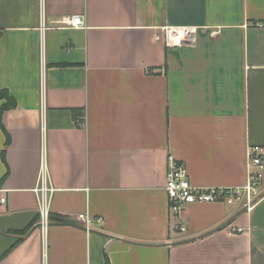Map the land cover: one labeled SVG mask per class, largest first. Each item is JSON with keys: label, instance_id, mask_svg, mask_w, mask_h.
<instances>
[{"label": "crops", "instance_id": "crops-1", "mask_svg": "<svg viewBox=\"0 0 264 264\" xmlns=\"http://www.w3.org/2000/svg\"><path fill=\"white\" fill-rule=\"evenodd\" d=\"M171 27L194 40L168 45ZM0 90V264H264V177L251 210L173 218L165 189L169 154L197 187L247 184L264 0H0Z\"/></svg>", "mask_w": 264, "mask_h": 264}, {"label": "built area", "instance_id": "built-area-1", "mask_svg": "<svg viewBox=\"0 0 264 264\" xmlns=\"http://www.w3.org/2000/svg\"><path fill=\"white\" fill-rule=\"evenodd\" d=\"M64 23L71 27H85V19L80 14H74L64 19ZM194 28L179 27L168 28L166 30V41L168 45H181L190 43L194 40ZM248 182L242 187H197L191 183L188 169L185 163L179 160L175 155L168 156V169L166 177V186L169 210L171 216L178 218L181 213L190 204L197 202H214L221 198L229 197L231 199H245V206L251 210L255 202L260 198L262 192L260 189L261 181L264 177V146H250L248 149ZM44 168V167H43ZM42 181V180H41ZM36 192L41 196L40 200V220L43 233L46 232L50 222V210L44 203L45 194L52 193L45 181L36 188ZM7 195L0 192V204L7 203ZM78 219L84 221L86 226L90 225V219L85 214H79ZM178 228L185 230V226L179 223Z\"/></svg>", "mask_w": 264, "mask_h": 264}, {"label": "trees", "instance_id": "trees-1", "mask_svg": "<svg viewBox=\"0 0 264 264\" xmlns=\"http://www.w3.org/2000/svg\"><path fill=\"white\" fill-rule=\"evenodd\" d=\"M5 94H6L5 92H2V91L0 90V96H1V97L4 96ZM8 141H9V138H8ZM3 154H4V153H3ZM50 218L52 219L51 216H50ZM24 233H27V231L25 230Z\"/></svg>", "mask_w": 264, "mask_h": 264}]
</instances>
